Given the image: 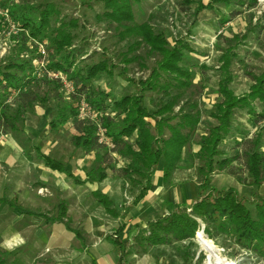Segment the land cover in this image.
Wrapping results in <instances>:
<instances>
[{
    "label": "rangeland",
    "instance_id": "rangeland-1",
    "mask_svg": "<svg viewBox=\"0 0 264 264\" xmlns=\"http://www.w3.org/2000/svg\"><path fill=\"white\" fill-rule=\"evenodd\" d=\"M199 1L207 4L211 0L132 1L135 23L150 24L155 32L164 34L171 46L175 42H185L192 49L187 53L192 72L191 85H171L166 91L158 87L145 91V106L154 109L169 101L172 96L180 94L172 114L178 115L180 107L182 112L186 111L189 103H194L200 113L198 124L190 132L189 144L182 148L181 159L168 181L163 182L161 177V159L148 192L140 200L136 199L138 186L133 179L122 173L128 160L113 152L109 154L113 158L114 169L107 170V176L96 184L75 183L72 178L52 172L35 160L32 146L38 144L42 152L66 162L76 177L84 179L95 164L93 153H85L73 145L72 136L77 134L75 126L78 121L94 124L100 141L108 149L112 146L107 138H103L102 131L98 128L100 116L112 118L114 112L109 109H92L86 102L85 93L79 86H75L70 75L48 68L47 52L42 66L38 58L32 61L36 69L39 68L34 73L37 74L34 80L22 88L0 91L8 111L21 113L22 123L30 139L29 144L23 145L15 134L7 130L0 116V198L4 197L13 206L33 213L23 214L8 205V202L0 203V252L10 253L5 264H91L93 259L89 252L92 250L95 253L94 248L103 256L102 264H117L114 249L113 254L107 253L106 249L112 247L107 237L114 232L119 222L126 226L122 236L127 230L136 234L139 231L136 226L146 228L148 222L167 214L170 204L190 205L196 198L201 177L197 173L198 162L193 153L199 149L201 135L216 124L212 113L221 100L217 84L224 72L220 67L223 54L229 53V87L237 97L246 95L254 78H259L264 71V0H230L227 6L215 3L213 9H203L194 15ZM14 2H24V5H33L38 10L46 4H52L58 11L56 26L60 22L68 25L74 22V25L68 26L73 37L72 45L68 48L74 54L72 68L83 70L91 64L105 62L107 69L92 80L91 84L110 95L107 102L125 94H139V88L132 81L145 80L152 69L157 68L159 54L150 53L143 44H136L135 38L119 37L121 29L103 15V0ZM233 12L237 14L232 15ZM40 43H44L46 50V40L37 42L30 39L0 5V65L17 56L26 58L34 49L35 53H39ZM158 72L161 75L159 83L170 81V77L163 71ZM125 76L132 81H127ZM44 93H47L48 98L45 108L36 98V95ZM65 104L74 108L77 115L59 123L56 115ZM251 104L257 113L262 112L257 101ZM252 118L246 108L236 110L231 120L232 127L220 142L216 158L235 154L241 156L248 147L246 141L258 132L262 134L260 151L264 153V120L255 124ZM133 138L134 135L128 141L132 142ZM232 166L234 175L227 173V170H214L210 174L209 186L216 189L233 188L239 196L250 202L255 199L252 196L254 192L264 198V183L258 187L246 183V170L240 158ZM96 190L106 191L117 210L126 208L127 214L118 219L109 216L93 196L92 193ZM59 204L66 206V216L60 222L62 224L58 225L69 232V246L52 249L49 243L52 224L44 223L43 216L57 215ZM247 207L253 208V203L248 202ZM89 216L94 222H100V238H91L84 230ZM204 227L201 224V229L195 233L194 238L171 245H151L145 249L132 245L127 264H214L201 248L200 237L211 241L219 254L233 264H264L263 257L236 244L230 235L217 234L211 237L203 231ZM71 230H78L82 234L83 245ZM7 239L16 240V245L8 248ZM81 253L86 257L84 261Z\"/></svg>",
    "mask_w": 264,
    "mask_h": 264
},
{
    "label": "trees",
    "instance_id": "trees-1",
    "mask_svg": "<svg viewBox=\"0 0 264 264\" xmlns=\"http://www.w3.org/2000/svg\"><path fill=\"white\" fill-rule=\"evenodd\" d=\"M103 1L105 8L103 15L121 29L118 33L121 39L135 38L136 44H143L150 53L160 55L157 68L152 69L145 80L132 81L131 78L124 77L127 81L135 83L139 88V94H125L118 99H112L111 102H107L109 94L99 91L91 84L92 80L97 79L99 74L107 69L105 62L91 64L83 70L72 68L74 54L73 50L68 48L72 45L73 37L68 31V26L74 25V22H70L69 25L60 22L56 26L55 17L58 16V11L52 4H46L41 10L33 5H24V2L16 3L14 0H0V5L30 39L37 42L46 40L49 69L70 75L75 86H79V89L85 93L86 102L92 109L103 111L109 109L114 112L112 118L101 115L99 122L104 136L112 145L110 149L99 142L97 127L94 124L84 121L76 122L77 134L72 136L73 145L85 153H93L95 164L84 179L74 176L66 162L43 153L38 144L32 146L35 160L52 171L64 173L75 183H99L107 176V170L114 169L113 158L109 154L113 152L128 160L122 173L125 177L133 179L138 186L136 199L140 200L148 192L161 159V177L163 182L168 181L171 172L181 159L182 148L189 144L190 132L200 119V113L194 103L187 104L186 111L182 112L180 107L178 115L172 114L180 94L172 96L169 101L154 109H149L144 104V92L152 91L157 87L166 91L171 85L173 87L190 86L192 72L188 64L190 57L187 53L192 49L185 42H175L171 46L164 34L155 32L150 24L135 23L132 1L137 3L138 0ZM215 3L227 6L230 0H211L207 4L199 1L194 15L203 9H213ZM236 14V12L232 13V15ZM35 51V49L32 50L26 58L17 56L9 59L4 65H0V91L7 92L11 88H22L35 79L32 61L34 58H39V53ZM228 56L229 53L225 52L221 58L223 62L220 67L224 72L221 73L222 78L217 84V93L221 100L215 105V111L212 113L216 124L201 135L198 141L199 149L193 153L198 162L197 173L201 177L196 198L190 205L170 204L169 212L148 222L146 228L136 226L139 230L136 234L127 230L122 236L126 226L123 222H119L118 227L107 237V241L115 250L117 264H127V256L131 254L132 245L145 249L151 245H171L189 240L194 238L195 233L201 229V224L205 225L203 231L208 236L228 234L236 244L264 258V198L257 196L254 192L252 196L255 199L250 202L239 196L233 188L216 189L209 186L210 174L214 170H227V173L234 175L232 163L238 158L246 170L245 179L248 185L258 187L264 183V153L260 151L262 139L260 132L246 141L248 147L241 156L235 154L230 157L216 158L219 154V144L229 133L232 127L231 120L237 109L246 108L255 124L264 120V71L259 78H254L255 81L246 95L237 97L229 87L231 77L228 73L230 65ZM158 71H163L170 77V81L159 83L161 75ZM46 94L36 95L43 108L48 101ZM253 101H257L262 107V112L255 111L251 104ZM75 115H77L76 110L65 104L59 109L56 119L59 123H64L69 117ZM0 116L7 130L15 134L23 145L30 143L22 123L21 113L9 112L3 104L1 95ZM176 118L178 119L172 122ZM132 135L134 138L130 142L128 138ZM92 194L112 218L118 219L127 214L128 209L117 210L113 200L101 191L96 190ZM6 202L23 214H33L19 206H13L4 197L0 198V203ZM248 202L253 203V208L247 207ZM65 216L66 206L59 204L58 214L43 216L44 223H60ZM71 231L83 245L82 234L78 230ZM9 256V252L1 251L0 264H5ZM91 264L96 262L92 260Z\"/></svg>",
    "mask_w": 264,
    "mask_h": 264
},
{
    "label": "crops",
    "instance_id": "crops-1",
    "mask_svg": "<svg viewBox=\"0 0 264 264\" xmlns=\"http://www.w3.org/2000/svg\"><path fill=\"white\" fill-rule=\"evenodd\" d=\"M44 153V152H43ZM46 154V153H45ZM34 155V153H33ZM69 166V165H68ZM45 167V166H44ZM70 167V166H69ZM47 168V167H45ZM49 169V168H47ZM50 170V169H49ZM71 170V168H70ZM52 171V170H50ZM52 172H56L58 174H63L65 175L64 173H60V172H57V171H52ZM71 173L73 174V172L71 171ZM74 175V174H73ZM66 176V175H65ZM75 176V175H74ZM78 178V177H77ZM82 180V179H81ZM96 184V183H94ZM103 194H106V191L102 192ZM99 203V202H98ZM100 204V203H99ZM104 210V209H103ZM105 212V211H104ZM94 215H92L93 217ZM58 224H62V223H53L51 226H52V230H51V233L49 235V243H50V246L52 247V249L54 248H57L58 246H66L68 248L69 246V243H68V235H69V232L66 231V228H63V227H60ZM84 230L89 234V236L91 238H95V237H98L100 238V233L102 231V228H101V224L100 222H94L93 219L89 216L88 217V220L87 222H85L84 224ZM65 236V237H64ZM96 244V243H95ZM94 246V244H93ZM97 246V245H96ZM14 247V246H13ZM87 250V249H86ZM95 251V253L90 250L89 254L92 255V259L96 261L97 264H102L101 263V259H103L102 257L103 256H100V253L97 251V249H93ZM107 253L109 252L110 254L115 251H113V247L111 248H107L106 249ZM74 253H76V251H73ZM80 253V252H78ZM84 253V252H83ZM107 253L104 255L106 256ZM82 254V253H81ZM86 255V254H85ZM86 257L84 256V254L81 255V259L82 261H84L83 259H85Z\"/></svg>",
    "mask_w": 264,
    "mask_h": 264
},
{
    "label": "bare ground",
    "instance_id": "bare-ground-1",
    "mask_svg": "<svg viewBox=\"0 0 264 264\" xmlns=\"http://www.w3.org/2000/svg\"><path fill=\"white\" fill-rule=\"evenodd\" d=\"M200 236V235H198ZM204 237V236H203ZM8 240V239H7ZM16 240H8L6 242V246L8 248H11L16 245ZM199 244L201 248L206 252L208 258L214 262V264H233L230 260H228L226 257L219 255H216L214 253L215 250H217V247H215L211 241L200 237ZM218 251V250H217Z\"/></svg>",
    "mask_w": 264,
    "mask_h": 264
},
{
    "label": "built area",
    "instance_id": "built-area-1",
    "mask_svg": "<svg viewBox=\"0 0 264 264\" xmlns=\"http://www.w3.org/2000/svg\"><path fill=\"white\" fill-rule=\"evenodd\" d=\"M44 43L42 44V43H40V50H39V56H40V58H38V61H39V63L41 64V66L43 65V58H44V55H45V52H46V50L44 49ZM34 68L36 69V66L34 65ZM34 69V73H36L38 70H39V68L38 69H36L35 70ZM41 69V68H40ZM34 75H37V74H34ZM98 129H101V131H102V135H103V138H105L106 139V137L104 136V134H103V129L99 126V128ZM97 133H98V131H97ZM98 136H99V142H101L102 143V141H100V135L99 134H97ZM109 141V140H108Z\"/></svg>",
    "mask_w": 264,
    "mask_h": 264
},
{
    "label": "water",
    "instance_id": "water-1",
    "mask_svg": "<svg viewBox=\"0 0 264 264\" xmlns=\"http://www.w3.org/2000/svg\"><path fill=\"white\" fill-rule=\"evenodd\" d=\"M214 253H215L216 255H219V252H218L217 250H215Z\"/></svg>",
    "mask_w": 264,
    "mask_h": 264
}]
</instances>
